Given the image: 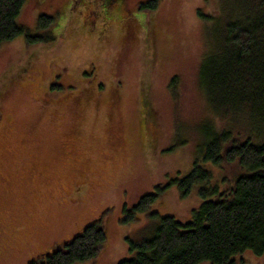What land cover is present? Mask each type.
<instances>
[{
    "label": "rangeland",
    "instance_id": "1",
    "mask_svg": "<svg viewBox=\"0 0 264 264\" xmlns=\"http://www.w3.org/2000/svg\"><path fill=\"white\" fill-rule=\"evenodd\" d=\"M92 1L26 0L17 22L34 33L39 15L55 17L59 38L0 46V91L12 83L0 99V264H27L99 219L105 244L93 261L75 264H117L132 257L130 242L153 235L158 217L190 220L203 201L169 182L200 161L215 119L201 69L219 1L158 0L146 12L138 5L148 0H122L110 15L117 21L106 24L105 3ZM52 83L57 91H47ZM146 85L158 123L152 149L142 129ZM231 171L214 168L210 185L222 187ZM159 183L161 196L125 223ZM242 258L264 264L251 252Z\"/></svg>",
    "mask_w": 264,
    "mask_h": 264
},
{
    "label": "trees",
    "instance_id": "2",
    "mask_svg": "<svg viewBox=\"0 0 264 264\" xmlns=\"http://www.w3.org/2000/svg\"><path fill=\"white\" fill-rule=\"evenodd\" d=\"M25 1L0 0V46L20 36L26 46L53 45L61 33H55V17L39 15L34 33L17 22ZM218 1L221 20L201 69L202 86L215 119L206 130L200 161L193 162L181 179L169 182L181 195L195 189L203 201L190 220L158 217L153 235L130 242L132 257L117 264H245V253L264 256V0ZM157 2L148 0L138 9L152 11ZM145 31L148 48L152 36L147 26ZM176 80L171 79V92ZM11 84L0 91V99ZM55 85L49 89L57 91ZM148 88H143L141 96L142 129L147 148L152 149L158 123ZM214 168L232 170L221 176L222 187L210 185ZM165 186L159 183L155 193L143 195L123 221L146 212ZM105 241V223L99 219L27 264L93 261Z\"/></svg>",
    "mask_w": 264,
    "mask_h": 264
},
{
    "label": "flooded vegetation",
    "instance_id": "3",
    "mask_svg": "<svg viewBox=\"0 0 264 264\" xmlns=\"http://www.w3.org/2000/svg\"><path fill=\"white\" fill-rule=\"evenodd\" d=\"M76 2L78 0H75ZM79 1H82L83 3L84 2H89V0H79ZM92 1V0H91ZM97 4L99 3L98 0H94ZM120 1L122 0H101L102 3H105L103 5V9H104V13H101V21L104 22V24L108 23L109 21V17H111L110 15L113 14L112 13V10H113V7L116 6L117 4H120ZM93 2V1H92ZM98 6V5H96ZM117 7V6H116ZM110 9V10H109ZM123 15V13H121ZM112 18V17H111ZM112 20L115 21V18L113 17ZM128 21H132V18H129ZM124 22H126V18H124ZM54 83L50 84V85H53ZM50 87V86H49ZM49 90V88H47V91ZM82 93V90L79 91V96L81 95ZM79 98V97H77ZM75 99V98H74ZM76 100V99H75ZM77 101V100H76Z\"/></svg>",
    "mask_w": 264,
    "mask_h": 264
}]
</instances>
